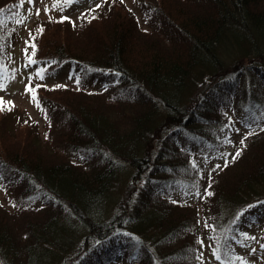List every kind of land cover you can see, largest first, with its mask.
Segmentation results:
<instances>
[{"label":"trees","instance_id":"1","mask_svg":"<svg viewBox=\"0 0 264 264\" xmlns=\"http://www.w3.org/2000/svg\"><path fill=\"white\" fill-rule=\"evenodd\" d=\"M98 3L46 14L29 39L14 24L31 12L0 0V69L14 44L28 61L34 38V58L84 89H37L51 108L42 129L0 111V171L19 184L18 207L0 205V264H204L198 237L241 263L236 231L264 224V0ZM192 187L200 196L181 194ZM26 197L43 206L16 217Z\"/></svg>","mask_w":264,"mask_h":264},{"label":"rangeland","instance_id":"2","mask_svg":"<svg viewBox=\"0 0 264 264\" xmlns=\"http://www.w3.org/2000/svg\"><path fill=\"white\" fill-rule=\"evenodd\" d=\"M100 0H73L72 4L67 5H58L57 7H52V0H33L31 4L25 0V2L21 5L26 10L31 9V15L27 16L23 14L21 17L20 15L15 20L16 23L14 24L17 28V35L20 37H27L29 39L32 38L33 35L29 36V30L28 28L31 27V25L40 19H43L46 16V14H63L68 17H71L73 19L77 18L80 14L86 12V9L91 8L92 6L96 5ZM48 6L49 11H45V6ZM61 8H63V11H61ZM39 9V14H34L36 10ZM134 12L136 10V7L133 9ZM138 11V10H137ZM136 11V13H137ZM140 15H142L139 12ZM143 17L145 18V13H143ZM139 17V16H138ZM142 17V16H141ZM18 20H23V23H18ZM77 22V21H76ZM35 24H38L36 22ZM141 25L145 28L147 27V23L144 21L141 22ZM16 42V41H15ZM15 47H12L8 52V57L1 61L2 69H0V73L3 74V76L8 77L10 75V69H15L14 78H9L5 81L6 87L0 89V96L4 98V100L11 101L12 108L15 110H19L22 117L25 118V120H29L32 123L36 124L40 127V129L43 128L46 122L45 114L51 113V108L47 104H45L42 99H40V106L35 103L31 97V94L27 91H25V85L29 82V73H32L34 69L36 68V65H29L28 67H25V64H28V61L22 57L20 46L18 44H14ZM79 78L75 75H73L71 72H69L65 67L57 68L55 70H48L45 68L44 71V79L41 80L35 75L32 76V84H40V85H52V84H61V85H67V88L70 90H84L82 89L80 85L82 84V80H79V83L77 84V81ZM86 81V79H85ZM61 88V87H57ZM56 88V89H57ZM81 88V89H80ZM39 91L51 94L53 96H57L61 94L60 92H57L53 90L54 88L48 87L45 88L43 86L37 88ZM37 93L39 94V91ZM43 95V94H41ZM50 97V96H49ZM3 102V101H2ZM0 102V103H2ZM7 104V103H6ZM43 109V110H42ZM240 114L237 116L239 117ZM3 129L8 130L7 126L5 124H2ZM49 126V124H48ZM47 126V128H48ZM251 128V127H250ZM249 126H246L245 124L239 125V135L237 136L238 139L243 137L244 134L248 132V129H250ZM51 129L49 128L48 131ZM40 137L36 138L37 141H40L41 145L43 143H49L47 139H45V131L41 130L39 131ZM241 134V135H240ZM28 145V144H25ZM224 148L221 149V152L217 155V159H211L210 163H208L211 166V170L213 169V166L216 165V162L221 161L222 159H219V157L223 154V151L225 153ZM70 157V155H73L72 153L69 155L68 153H65ZM202 155L203 153L201 151H198L197 153V159L196 162L202 163ZM212 155H216V153L212 152ZM224 156V155H223ZM213 157V156H212ZM206 164V165H208ZM224 166V165H223ZM213 178V177H212ZM133 183H135V180H133ZM18 181H16L14 175L12 173L3 172L0 171V205L2 207H6L9 211H14V208H17V202L14 201V197H12L15 194V189L18 186ZM187 189V188H185ZM183 194H189V196L196 195L197 189L192 187L187 191H181ZM177 193H179L177 191ZM175 194V193H174ZM180 197L181 195H176ZM174 197V196H173ZM36 199L38 197H35ZM34 197H26L21 200V206L18 209L17 212H15L16 217L18 215L23 214L31 210L33 208L40 207L41 204H39L38 200H36ZM189 199V198H188ZM191 204H195V202H190ZM8 211V212H9ZM21 216V215H20ZM257 219L247 220L243 225V229L245 232L240 233L241 231H236L235 236L237 241L236 248L240 254L241 257V263L239 264H261L264 259V245H261L260 235L261 232L264 229V224H260L256 222ZM243 233H248L249 236L245 237ZM237 234V235H236ZM254 237V239L252 238ZM117 239V237H116ZM113 241V239H112ZM213 245L206 242L204 244L203 248V262L204 264H231L226 263L222 259H217L216 255L213 254ZM118 264V263H116ZM128 264V263H127Z\"/></svg>","mask_w":264,"mask_h":264},{"label":"snow or ice","instance_id":"3","mask_svg":"<svg viewBox=\"0 0 264 264\" xmlns=\"http://www.w3.org/2000/svg\"><path fill=\"white\" fill-rule=\"evenodd\" d=\"M25 2V0H19V3L22 5L23 3ZM27 2L29 4H31L33 2V0H27ZM73 0H52V7L55 8L57 7L58 5H64V4H67V5H70L72 4ZM102 2V0H101ZM95 7H99V3H97L96 5H94ZM4 9L3 8H0V11H3ZM45 11H49V8L48 6L46 5L45 6ZM29 12H31V9L28 10ZM39 9L36 10V13L39 14ZM61 11H63V8H61ZM86 11L88 12H91L92 10L91 9H86ZM83 15V13L81 14ZM85 19H92L94 17L92 16H86L84 17ZM49 19H51V17H49ZM58 20H64V19H71L70 17H67V16H59L57 17ZM18 23H23L24 21L23 20H18L17 21ZM37 31L39 32H42L43 31V25H41ZM32 33H31V30H29V36H31ZM26 44H31L32 45V54L28 56V64H25L24 66L25 67H28L29 65H36V68L34 69V71L32 73H29V82L28 84L25 85V91L29 92L31 94V97L33 99V101L35 103H37L38 106H40V99H39V96L37 94V88L43 86L45 88H48V87H51V88H57V87H67V85H61V84H52V85H40V84H35L33 85L32 84V76L35 75L36 77H38L39 79L43 80L44 79V71H45V68H46V64L45 63H42L40 61H38L37 59H35V43H34V38L33 40H27L25 41ZM26 53L29 51L27 48H25L24 50ZM14 73H15V69H10V75L8 77H5L3 76L2 73H0V89L2 88H5L6 87V83L5 81L9 78H14ZM77 83H79V81H77ZM4 100V98L2 96H0V102H2ZM12 102L11 101H8L7 104H2L0 103V111H3L5 106H11ZM43 110V109H42ZM45 118H47L46 114H45ZM230 127V125H229ZM249 135H251V133H248ZM231 142V141H229ZM242 142H243V139H242ZM241 149H237L236 150V153L235 155H239ZM235 158V157H233ZM190 162L192 163L193 167L197 170V174H201L200 173V170H199V165L197 164V162L195 161V159H190ZM216 167L218 168L219 165H216ZM197 196H200V192L197 191L195 193ZM208 195H212L211 191H210V186L208 188H206L204 190V194L203 196H201L200 198L203 199L205 198L206 196ZM173 203H181V201L179 200H174ZM43 206V205H41ZM205 227H211L213 230L216 229V226L215 225H208L207 222H205ZM243 235L245 237H248L249 234L248 233H243ZM254 239V237H252ZM198 240V243L201 245V247L204 246V239L202 237H198L197 238ZM213 254L216 255V249H213ZM201 257H203V253L200 254ZM217 259H221V257L219 255L216 256Z\"/></svg>","mask_w":264,"mask_h":264}]
</instances>
